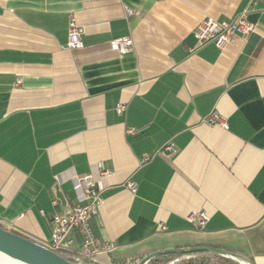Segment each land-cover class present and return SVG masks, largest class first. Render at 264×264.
Returning a JSON list of instances; mask_svg holds the SVG:
<instances>
[{
	"label": "crops",
	"instance_id": "crops-1",
	"mask_svg": "<svg viewBox=\"0 0 264 264\" xmlns=\"http://www.w3.org/2000/svg\"><path fill=\"white\" fill-rule=\"evenodd\" d=\"M249 2L0 0V224L47 243L53 216L78 200L77 177L93 172L104 201L89 223L117 244L95 261L215 246L264 264V0L248 12L254 30L224 49L194 32ZM71 18L83 48L66 45ZM126 35L133 48L112 50ZM213 109L227 128L204 121ZM200 211L202 227L187 219ZM68 240L78 253L82 229Z\"/></svg>",
	"mask_w": 264,
	"mask_h": 264
},
{
	"label": "built area",
	"instance_id": "built-area-1",
	"mask_svg": "<svg viewBox=\"0 0 264 264\" xmlns=\"http://www.w3.org/2000/svg\"><path fill=\"white\" fill-rule=\"evenodd\" d=\"M256 0H250L247 7L232 20H218L212 17L202 19L196 26L194 32L198 40L204 43H214L218 48L224 49L229 43L234 42L240 35H247L254 30V22L248 18V12L254 6ZM128 14H132L133 10L126 8ZM84 28L79 24L75 18H71L67 30L66 45L69 48H83ZM134 45L133 37L130 35L120 36L113 38L110 41L112 50L120 54L129 52ZM21 80H18V83ZM126 104H118L117 111L123 113L126 111ZM204 121L210 125H220L223 128L228 127V122L218 110H211L206 116ZM140 130L137 128H129L128 132L137 134ZM176 147L172 143L164 146V151L168 154L176 152ZM163 151V152H164ZM153 155L145 154L142 157V162H148ZM101 179L107 178L111 171L106 168H99ZM77 184L80 189L78 200L67 208L64 212L57 213L53 216L51 221V238L44 245L54 251L61 249H68L70 240L68 235L73 228H80L84 233V240L79 250V255L85 256L92 261H95L97 256L113 252L117 248V244L109 241L100 243L95 237L90 223V215L95 213L99 206L103 203V189L98 185L97 179L93 172H86L77 177ZM126 187L132 192H136L138 183L134 179L128 180ZM196 226H204L209 217L204 211L195 212L187 218ZM163 228H166L162 224ZM169 264H174V261Z\"/></svg>",
	"mask_w": 264,
	"mask_h": 264
},
{
	"label": "water",
	"instance_id": "water-1",
	"mask_svg": "<svg viewBox=\"0 0 264 264\" xmlns=\"http://www.w3.org/2000/svg\"><path fill=\"white\" fill-rule=\"evenodd\" d=\"M0 251L26 264H76L44 244L0 225ZM209 251L234 259L241 264H254L247 256L230 252L215 246H195L190 248H168L148 254L136 264H146L149 260L168 254H186Z\"/></svg>",
	"mask_w": 264,
	"mask_h": 264
},
{
	"label": "trees",
	"instance_id": "trees-1",
	"mask_svg": "<svg viewBox=\"0 0 264 264\" xmlns=\"http://www.w3.org/2000/svg\"><path fill=\"white\" fill-rule=\"evenodd\" d=\"M1 225V224H0ZM2 227H4L3 225H1ZM6 228V227H4ZM14 231V230H12ZM16 232V231H15ZM18 233V232H17ZM20 234V233H19ZM23 235V234H22ZM25 236V235H24ZM230 252H234V253H238V254H242L241 252L237 251V250H234V249H230V248H224ZM62 252H65V253H68L70 255V257L64 255ZM57 252H59L61 255H63L64 257L68 258L69 260H71L72 262L76 263V264H101L97 261H92L90 260L89 258L85 257V256H81L79 255L77 252H68V250L66 249H61V250H58ZM180 255H190L189 257H193L192 258H189L187 261L189 262V264H218L219 261L220 262H229L230 261V258L226 257V256H223L221 254H217V253H214V252H209V251H198V252H192V253H187V254H180ZM212 257V258H215L217 260H219L218 262L216 260H214L215 262H210L209 260L207 261H204V258L203 257ZM176 257H179V254H168V255H162V256H159V257H156L154 258V260L156 262H154L155 264H160L162 262L163 259H174ZM194 257H196L194 259ZM253 263V259L248 257ZM206 259V258H205ZM153 260V261H154ZM137 262L134 261V260H119V259H111L109 261L108 264H136ZM184 263V261H183ZM255 264V263H254Z\"/></svg>",
	"mask_w": 264,
	"mask_h": 264
},
{
	"label": "rangeland",
	"instance_id": "rangeland-1",
	"mask_svg": "<svg viewBox=\"0 0 264 264\" xmlns=\"http://www.w3.org/2000/svg\"><path fill=\"white\" fill-rule=\"evenodd\" d=\"M61 253H63L64 255H66V256H68V257H70V255L68 254V253H65V252H62L61 251ZM189 258H192L193 259V257H189L188 256V258L187 259H185L184 257H181V258H178L177 259V261L176 260H174V259H163L162 260V262L160 263V264H169L170 262H172V261H174V264H189V262L187 261ZM196 257H194V259H195ZM204 258V261H207V260H209L211 263L212 262H215L214 260H216L217 262L219 261V260H217V259H215V258H212L211 256L209 257V258H207V257H203ZM206 258V259H205ZM183 261H184V263H183ZM151 264H155V263H151ZM218 264H241L240 262H238V261H236V260H234V259H231L230 258V261L229 262H220L219 261V263Z\"/></svg>",
	"mask_w": 264,
	"mask_h": 264
},
{
	"label": "bare ground",
	"instance_id": "bare-ground-1",
	"mask_svg": "<svg viewBox=\"0 0 264 264\" xmlns=\"http://www.w3.org/2000/svg\"><path fill=\"white\" fill-rule=\"evenodd\" d=\"M0 264H26V263L16 260L10 257L8 254L0 251Z\"/></svg>",
	"mask_w": 264,
	"mask_h": 264
},
{
	"label": "flooded vegetation",
	"instance_id": "flooded-vegetation-1",
	"mask_svg": "<svg viewBox=\"0 0 264 264\" xmlns=\"http://www.w3.org/2000/svg\"><path fill=\"white\" fill-rule=\"evenodd\" d=\"M154 260V259H153ZM153 260H149L146 264H151V263H154V262H156L155 260L153 261Z\"/></svg>",
	"mask_w": 264,
	"mask_h": 264
}]
</instances>
